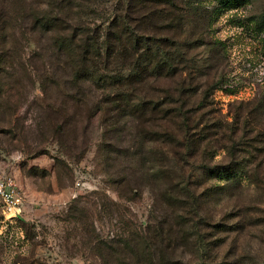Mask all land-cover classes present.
I'll use <instances>...</instances> for the list:
<instances>
[{
  "label": "rangeland",
  "instance_id": "rangeland-1",
  "mask_svg": "<svg viewBox=\"0 0 264 264\" xmlns=\"http://www.w3.org/2000/svg\"><path fill=\"white\" fill-rule=\"evenodd\" d=\"M82 1L96 10L88 18L91 28L113 20L121 8L132 20L155 12L156 26H147H177L180 41L205 44L187 51L194 74L184 76L186 92H192L188 109L197 119L188 130L197 141L192 151L180 146L173 154L185 167L182 176L176 171L190 198L178 193V212L157 205L149 187L132 202L120 199L101 147L129 139L130 125L120 140V133H109L99 117L79 122L77 116L65 125L51 106L57 96L63 100L62 91L66 99L78 89L49 82L53 85L44 93L35 68L51 59L36 54L37 37L18 35L19 66L10 71L14 77L0 101V176L17 181L24 205L21 216L10 220L0 204V264H101L94 242L108 240L118 252L121 244L112 241L129 227L162 231L166 239L154 260L142 258L146 264H162L164 250L165 264H264V0H237L231 5L236 7L219 6L216 0H143L137 6L128 0ZM1 7L9 10L10 5ZM216 84L220 88L214 91L210 86ZM174 123H165L164 130ZM53 127L62 131L55 135ZM146 129L155 137L147 145L158 166L156 139L163 130L159 123ZM114 158L116 153L111 173ZM204 164L236 166L239 183L224 175L219 181L210 178L201 169ZM216 182L225 188H214Z\"/></svg>",
  "mask_w": 264,
  "mask_h": 264
},
{
  "label": "trees",
  "instance_id": "trees-1",
  "mask_svg": "<svg viewBox=\"0 0 264 264\" xmlns=\"http://www.w3.org/2000/svg\"><path fill=\"white\" fill-rule=\"evenodd\" d=\"M142 1L128 0V3L129 6H137ZM0 2V101L6 96V82L14 77L10 71H16L19 66L15 59L19 51L18 35L37 37L36 54H45L51 59V62L35 68L41 83L46 85L43 92L53 85H49V82L64 83L69 90L78 89L74 97L65 99L63 91L60 94L63 100L56 97L51 106L54 116L63 119L65 125L77 116L79 122H89L99 117L109 133H120L119 140L124 127L128 129L130 125L129 139H121L120 143L114 145L103 143L101 147L103 162L108 168L107 175L120 199L132 202L149 187L157 205L164 206L167 212H178L176 206L181 199L178 193L190 198L191 190L185 181L180 182L179 177L185 167L176 161L173 154L180 146L192 151L197 141L194 138L198 137H192L188 130L197 119L188 109V94L192 92H186L187 80L184 76L194 73L189 66L191 60L187 51L205 44L188 39L180 41L176 34L177 26L162 30L147 26L158 17L159 14L155 12L146 18L132 20L121 8L122 13L113 20L91 28L88 18H94L96 10L82 0ZM144 2L147 4V0ZM237 2L216 0L219 6L225 7H236L231 5ZM6 4L10 5L9 10L1 7ZM217 48L214 47L215 50ZM219 85L210 87L215 91L220 88ZM177 95L178 99L172 98ZM70 113L73 115L69 118ZM171 122H175V127L164 130V124ZM157 123L163 130L156 139L161 145V156H155L158 166H153L154 156L149 152L147 142H153L155 137H149L151 133L147 132L146 126ZM52 131L56 135L62 129L53 127ZM113 153H116V168L111 173ZM203 154L205 157V152ZM195 155L197 152L192 157ZM235 167H210L204 164L201 169L210 174V178L219 181L224 175L227 181L237 185L240 175ZM215 184L214 188H225L217 182ZM180 186L184 188L180 189ZM161 233H143L137 227H129L124 235L117 236L119 241H112L116 245L121 244L120 252L114 251L108 240L94 242L95 238L92 239L98 245L101 264H146L142 258L145 257L147 262L151 257L154 260L152 255L156 248L163 247L166 239ZM165 253L166 250L162 253V264H165Z\"/></svg>",
  "mask_w": 264,
  "mask_h": 264
},
{
  "label": "built area",
  "instance_id": "built-area-1",
  "mask_svg": "<svg viewBox=\"0 0 264 264\" xmlns=\"http://www.w3.org/2000/svg\"><path fill=\"white\" fill-rule=\"evenodd\" d=\"M0 204L8 219L14 220L21 216L24 195L17 181L12 177L0 176Z\"/></svg>",
  "mask_w": 264,
  "mask_h": 264
}]
</instances>
